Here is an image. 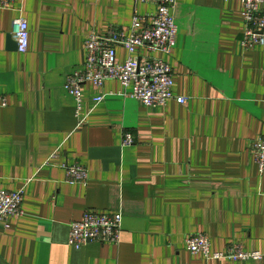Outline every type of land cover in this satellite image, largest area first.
Segmentation results:
<instances>
[{
    "label": "crops",
    "instance_id": "obj_1",
    "mask_svg": "<svg viewBox=\"0 0 264 264\" xmlns=\"http://www.w3.org/2000/svg\"><path fill=\"white\" fill-rule=\"evenodd\" d=\"M133 11L134 0L0 8V189L24 192L23 214L0 223V264H264V171L250 151L264 140V48H241L237 0H177L176 46L155 55L186 102L146 106L106 80L82 85L76 115L64 82L81 65L85 39L126 30ZM18 18L29 28L24 53L12 34ZM117 57L125 58L121 46ZM125 132L131 145H122ZM63 163L84 165L87 184L69 183ZM87 210L122 214L116 244L67 243L69 223ZM197 233L212 251L238 244L263 258L205 260L185 246Z\"/></svg>",
    "mask_w": 264,
    "mask_h": 264
},
{
    "label": "built area",
    "instance_id": "obj_2",
    "mask_svg": "<svg viewBox=\"0 0 264 264\" xmlns=\"http://www.w3.org/2000/svg\"><path fill=\"white\" fill-rule=\"evenodd\" d=\"M15 0H0V8H7ZM241 6L244 23L240 46L243 50L254 47L264 48V0H237ZM137 4H150L152 10L140 14ZM177 0H134L131 23L126 30L109 27L102 34L91 33L84 42L83 57L79 68L66 76L64 89L74 99L76 115L82 103V85L90 83L94 89L101 88L106 80H116L124 97L137 99L146 106H162L170 99L184 104L186 99L175 96L172 92V69L163 58L168 56L177 43L178 28L175 23L174 10ZM12 34L18 52L24 53L29 45L28 23L23 18L13 21ZM125 50V58L119 60L117 48ZM105 95L95 98L101 102ZM6 100L0 97V106ZM82 120L78 125L82 124ZM134 142L130 132H125L122 145ZM251 154L259 171H264V140L254 142ZM69 183L86 185L87 168L79 163H63ZM23 189L7 191L0 189V223L5 224L11 218L23 214ZM122 214L120 212H100L87 210L79 220L69 223L67 243L79 248L88 242L112 243L119 241ZM186 249L191 254H199L205 260L229 259L233 262L250 259L259 260L263 254L248 252L238 244H231L222 251H212L209 238L203 233L188 236Z\"/></svg>",
    "mask_w": 264,
    "mask_h": 264
}]
</instances>
